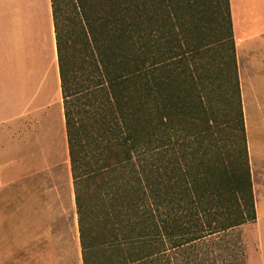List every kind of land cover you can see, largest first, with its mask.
<instances>
[{
    "label": "trees",
    "instance_id": "1",
    "mask_svg": "<svg viewBox=\"0 0 264 264\" xmlns=\"http://www.w3.org/2000/svg\"><path fill=\"white\" fill-rule=\"evenodd\" d=\"M52 2L83 264H248L230 0Z\"/></svg>",
    "mask_w": 264,
    "mask_h": 264
},
{
    "label": "crops",
    "instance_id": "2",
    "mask_svg": "<svg viewBox=\"0 0 264 264\" xmlns=\"http://www.w3.org/2000/svg\"><path fill=\"white\" fill-rule=\"evenodd\" d=\"M230 8L257 211V221L240 228L248 239L247 263L264 264V0H230ZM64 167L69 180L53 2L0 0V214L29 209L30 255L38 264L69 258L68 242L59 237ZM69 195L79 234L72 175ZM49 217L56 219L46 224ZM46 228L51 239L38 236Z\"/></svg>",
    "mask_w": 264,
    "mask_h": 264
},
{
    "label": "rangeland",
    "instance_id": "3",
    "mask_svg": "<svg viewBox=\"0 0 264 264\" xmlns=\"http://www.w3.org/2000/svg\"><path fill=\"white\" fill-rule=\"evenodd\" d=\"M61 180L64 205L62 210L63 229L60 231L59 237L64 244L68 242V245H64L63 249L67 250L69 256L68 260L63 262V264H83L79 234L77 233L76 224L73 220V210L71 208L69 195L71 192V174L70 179L67 180V171L65 167L61 173ZM55 219V217H52V219L50 218L44 222L50 224V220L55 221ZM237 231V234L234 235L240 236L247 258V235L242 228H238ZM34 233L32 216L27 207L21 206L15 215L0 214V264H38L36 260L32 261L30 255ZM46 233L48 237L45 236V238L51 239V230L47 228L40 229L38 231V236L45 235ZM234 235L232 238L235 239ZM48 248L51 249V246ZM44 249H46V247Z\"/></svg>",
    "mask_w": 264,
    "mask_h": 264
}]
</instances>
